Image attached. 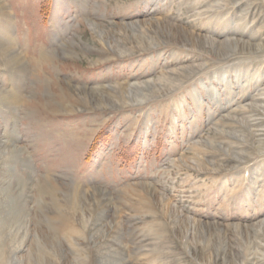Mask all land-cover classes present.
Wrapping results in <instances>:
<instances>
[{
	"label": "rangeland",
	"instance_id": "374dc122",
	"mask_svg": "<svg viewBox=\"0 0 264 264\" xmlns=\"http://www.w3.org/2000/svg\"><path fill=\"white\" fill-rule=\"evenodd\" d=\"M1 1L27 67H0V90L21 94L0 144L11 133L19 149L25 248L41 242L49 264H96L104 245L120 264H257L264 135L240 125L264 129V0ZM145 80L158 89L139 102L115 91ZM75 192L86 222L59 217Z\"/></svg>",
	"mask_w": 264,
	"mask_h": 264
},
{
	"label": "bare ground",
	"instance_id": "6f19581e",
	"mask_svg": "<svg viewBox=\"0 0 264 264\" xmlns=\"http://www.w3.org/2000/svg\"><path fill=\"white\" fill-rule=\"evenodd\" d=\"M10 9V8H9ZM10 12L8 8L5 6V4L0 0V67L2 70H6L9 74V76L15 79H18V77L27 72L26 63L24 62V57L20 53V51L16 48V41L13 38V34L11 31V19ZM91 20V19H90ZM95 23V22H94ZM93 25V24H92ZM97 25V24H96ZM134 25V24H133ZM95 30V29H94ZM99 30V29H98ZM128 30V29H127ZM170 30V29H169ZM97 31V30H96ZM126 31V30H125ZM154 31V30H153ZM152 31V32H153ZM98 32V31H97ZM96 32V33H97ZM131 32V30H130ZM104 33V32H103ZM129 33V32H128ZM130 34V33H129ZM135 34V33H134ZM133 34V36H135ZM144 34V33H143ZM139 35V34H138ZM105 36V35H104ZM142 39V38H141ZM104 40V39H103ZM102 41V39H101ZM107 39L105 40V42ZM140 42V41H139ZM104 43V42H103ZM134 43V42H133ZM149 43V42H148ZM244 43V42H242ZM109 43H107L108 45ZM136 44V43H135ZM33 45V44H32ZM106 45V44H105ZM192 45V44H191ZM226 45V44H225ZM65 46V45H64ZM109 46V45H108ZM195 46V45H194ZM235 46V45H234ZM110 47V46H109ZM112 47V46H111ZM255 48H262L264 47V43H257L253 45ZM125 48V47H124ZM254 48V49H255ZM112 49V48H111ZM221 49V48H220ZM107 50V49H106ZM125 50V49H124ZM260 50V49H259ZM38 51V50H37ZM43 51V50H42ZM46 51V50H45ZM127 51V50H126ZM125 51V52H126ZM70 52V51H69ZM121 52V51H120ZM122 51V53H125ZM128 52V51H127ZM132 52V51H131ZM42 53V52H41ZM44 54V53H43ZM125 55V54H124ZM112 58V57H111ZM43 59V58H42ZM44 60V59H43ZM39 60H37L38 62ZM174 73V72H173ZM34 76V75H33ZM172 77V76H171ZM13 79V80H15ZM160 80V79H159ZM127 83V82H126ZM10 84V83H9ZM11 84L13 85L12 81ZM11 87V89L7 90H0V106L2 107L0 109V112H4V110H7V114L10 113V110L16 109L19 105L18 102L20 99L19 91L15 89V87ZM46 86V85H45ZM115 86V85H114ZM113 86V87H114ZM156 83L153 81H146L141 82H129L125 84V88L121 85L118 86V89H115V91H119L118 95L122 97L123 99L128 98V94L132 98H134V101H141L144 100L151 95L154 94L156 87ZM105 87V86H104ZM79 89V88H78ZM158 89V88H157ZM69 90V89H67ZM87 90V89H86ZM90 93L92 95H95L96 92H94L93 88L89 89ZM49 92V91H48ZM47 92V93H48ZM69 92V91H66ZM71 92V91H70ZM102 92V91H101ZM160 92V91H159ZM158 92V93H159ZM81 93V92H79ZM78 93V94H79ZM88 93V92H87ZM108 93V92H106ZM115 94V92H113ZM117 94V93H116ZM87 95V94H86ZM109 95V94H108ZM107 95V96H108ZM117 95V96H118ZM70 96V95H69ZM78 97V96H77ZM80 97V96H79ZM93 97V96H92ZM102 97V95H101ZM84 98V97H83ZM100 98V97H99ZM111 98V97H110ZM93 99V98H92ZM75 100V99H74ZM77 100V98H76ZM106 100V99H105ZM95 101V100H93ZM108 101V100H107ZM97 102V101H96ZM21 103V102H20ZM71 103V102H70ZM113 103V102H112ZM97 105V104H96ZM99 105V104H98ZM107 105V104H106ZM12 107V108H11ZM103 107V106H102ZM12 109V110H13ZM72 110V109H71ZM252 110V109H251ZM73 111V110H72ZM253 111V110H252ZM261 113V112H260ZM12 114V113H11ZM256 115V114H255ZM251 121V122H250ZM241 122V121H240ZM239 122V124H240ZM258 122L256 118L254 117L252 120H248L247 122L241 123L243 126V130L246 133H248L250 136L255 137H261L264 135V129H257V128H250L249 123ZM254 126V124H253ZM8 133V132H6ZM238 133V132H237ZM235 134V132H234ZM242 134V133H241ZM244 134V135H245ZM247 134V135H248ZM240 135V134H239ZM242 138V135H240ZM248 137V136H247ZM246 137V138H247ZM238 140H240L237 136L234 137ZM245 138V137H244ZM243 139V138H242ZM261 139V138H260ZM245 140V139H244ZM253 140V139H252ZM257 140V139H256ZM242 142V140H240ZM245 142V141H244ZM248 142V141H247ZM255 142V141H254ZM0 149H2L3 155H9V158H6L5 156L2 157L0 160V164L3 165V168L5 170V173L7 172L8 176L2 177L0 179V264H49L50 261H44V255L42 253V248H40V243L37 245H33V248H25L26 244L24 242L25 234L26 232L24 230L23 235H21V239L18 240L17 237L19 235V231L17 229V224L19 223V215L20 213H25L24 204L21 201V194L18 193L17 196L14 195V191L11 190L9 187V184L11 180H9V177L14 175V167L11 165L13 160H16V150L18 149L17 142L14 138V135L9 133L7 137L4 139V141L0 144ZM220 149V148H219ZM223 150V149H222ZM224 151V150H223ZM19 154V152H18ZM237 156H240V153H236ZM18 156V155H17ZM197 158V157H196ZM201 159V158H200ZM195 160V159H194ZM199 160V159H197ZM200 161V160H199ZM16 162V161H15ZM212 163V162H211ZM214 164V162L212 163ZM204 165V164H203ZM211 165V164H210ZM218 165V164H217ZM217 168V167H216ZM220 168V167H219ZM2 171V170H1ZM4 173V172H3ZM1 176V175H0ZM16 177V176H15ZM12 178V177H11ZM13 179V178H12ZM7 183V184H6ZM145 187V186H144ZM148 188V187H147ZM149 189V188H148ZM84 195V194H83ZM68 206L67 210H62L59 207L57 208L59 217L63 219H71L70 216L78 217L80 220L86 222L88 218L90 219L93 217V213L91 209H88L87 211L83 210V207L79 205V198L80 196L78 193H74L71 197L68 195ZM88 197V196H87ZM67 198V197H66ZM90 198V197H89ZM83 199V198H82ZM83 201V200H81ZM94 201V200H93ZM98 202V201H97ZM96 202V203H97ZM84 203V202H83ZM95 203V202H94ZM95 203V205H96ZM89 204V203H88ZM87 204V205H88ZM65 205V204H64ZM63 205V206H64ZM98 205V204H97ZM66 206V205H65ZM168 206V205H167ZM85 207V206H84ZM94 207V206H93ZM96 208V207H94ZM98 208V207H97ZM87 209V208H86ZM165 209V208H164ZM168 209V208H167ZM97 212V211H96ZM166 212V211H165ZM99 213V212H98ZM101 214V213H100ZM167 215V214H166ZM176 215V214H175ZM26 216V215H25ZM96 217V216H95ZM103 218V217H102ZM73 219V217H72ZM97 219L100 221V217L98 216ZM93 220V219H92ZM96 220V219H95ZM75 221V219H74ZM79 221V220H78ZM97 221V220H96ZM93 222V221H92ZM95 222V221H94ZM93 222V223H94ZM192 222V221H191ZM99 223V222H98ZM175 223V222H174ZM197 223V222H196ZM88 224V223H87ZM100 225L102 223H99ZM96 225V224H95ZM88 226V225H87ZM102 226V225H101ZM100 226V227H101ZM200 226V225H199ZM81 227V226H80ZM99 227V226H98ZM174 227V226H173ZM203 227V226H202ZM236 227V226H235ZM260 227V226H259ZM86 228V227H85ZM94 228V227H93ZM165 229V227H163ZM161 229V228H160ZM105 230V229H104ZM204 230V229H203ZM257 232L261 230V228L254 229ZM249 232V231H248ZM109 234V233H108ZM250 235V234H249ZM113 237V236H112ZM189 237V236H188ZM199 239V238H198ZM107 240V239H106ZM37 241V240H36ZM247 242V241H246ZM260 243V242H259ZM70 248L75 251V247L77 248L78 245H73L72 241L69 243ZM262 245V244H261ZM94 246V245H93ZM255 246V245H254ZM259 246V245H258ZM264 246V245H263ZM42 247V246H41ZM226 247V246H225ZM261 247V246H260ZM227 248V247H226ZM264 248V247H263ZM78 249V248H77ZM70 250V249H69ZM115 250V249H114ZM112 249V246L110 245H104L100 248L99 254H98V261L96 264H120L123 263L122 254L117 250L114 251ZM264 250V249H263ZM262 250V251H263ZM45 251V250H44ZM82 251V250H81ZM87 251V250H85ZM257 252L258 250H254V252ZM261 251V248H260ZM254 252H251L250 250H241L238 252V256L240 257V260H246L248 256L252 255ZM25 253V254H24ZM46 253V252H45ZM83 253V252H82ZM87 253V252H86ZM96 254V253H95ZM255 254V253H254ZM257 257V264H264V252L254 255ZM79 255V254H78ZM88 255V254H87ZM57 256V255H56ZM77 256V255H76ZM84 256V255H83ZM251 257V256H250ZM51 258V257H50ZM87 258V257H86ZM209 259V258H208ZM234 259V258H233ZM54 260V259H53ZM63 260V259H62ZM79 260V259H78ZM125 260V259H124ZM56 261V260H55ZM88 261V260H87ZM118 261V262H117ZM77 262V260H76ZM75 259L72 261L73 264L76 263ZM214 262V261H213ZM252 262V261H251ZM79 263V262H78ZM81 263V261H80ZM95 263V262H94ZM216 263V262H215ZM82 264V263H81ZM126 264V263H125Z\"/></svg>",
	"mask_w": 264,
	"mask_h": 264
}]
</instances>
